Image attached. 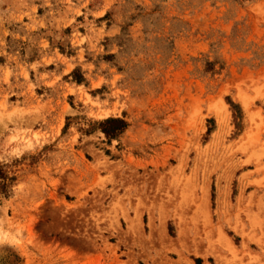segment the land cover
I'll list each match as a JSON object with an SVG mask.
<instances>
[{
	"label": "rangeland",
	"instance_id": "rangeland-1",
	"mask_svg": "<svg viewBox=\"0 0 264 264\" xmlns=\"http://www.w3.org/2000/svg\"><path fill=\"white\" fill-rule=\"evenodd\" d=\"M0 264H264V0H0Z\"/></svg>",
	"mask_w": 264,
	"mask_h": 264
},
{
	"label": "trees",
	"instance_id": "trees-1",
	"mask_svg": "<svg viewBox=\"0 0 264 264\" xmlns=\"http://www.w3.org/2000/svg\"><path fill=\"white\" fill-rule=\"evenodd\" d=\"M110 123L111 124H115L117 126V128L115 130H113V132L111 134H109L108 132L104 131V133L110 138L115 136L116 131H121L126 126V124L123 121H121V120H108V121H106L105 124H110Z\"/></svg>",
	"mask_w": 264,
	"mask_h": 264
}]
</instances>
